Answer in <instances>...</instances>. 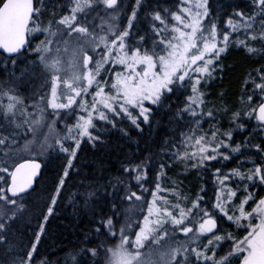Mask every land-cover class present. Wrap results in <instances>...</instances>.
Returning <instances> with one entry per match:
<instances>
[{"label":"snow or ice","instance_id":"snow-or-ice-1","mask_svg":"<svg viewBox=\"0 0 264 264\" xmlns=\"http://www.w3.org/2000/svg\"><path fill=\"white\" fill-rule=\"evenodd\" d=\"M148 2L135 0L121 26L123 0H0V264H264V136L253 142L264 133V68L249 73L245 84L253 87L241 97L242 109H219L231 111L227 129L201 87L233 43L249 56H264V0L233 6L227 30L206 19L208 0H180L178 11L147 10ZM142 10L143 34L133 31ZM233 33L244 38L233 41ZM164 115L167 125H189L179 141L165 137L157 151L138 147L118 159L114 171L99 164L85 172L82 187L69 194L87 217L78 246L55 260L42 253L45 224L70 170L80 173L74 161L82 144L96 148L114 130L139 145L130 129L143 135ZM248 127L237 142L233 132ZM52 152L63 153L67 164L34 240L18 243L12 224L35 191L37 157ZM174 164L205 181L195 198L178 178L164 186Z\"/></svg>","mask_w":264,"mask_h":264},{"label":"trees","instance_id":"trees-1","mask_svg":"<svg viewBox=\"0 0 264 264\" xmlns=\"http://www.w3.org/2000/svg\"><path fill=\"white\" fill-rule=\"evenodd\" d=\"M134 3L135 0H123L126 12L123 14L125 17L120 21L121 26L127 25V15L130 14ZM179 3L180 0H149L145 7L147 10H150L159 5L161 10L167 7L178 11ZM248 4L249 0H208L209 17L206 19H217L218 26L222 30H227L226 21L233 12V6L243 9ZM139 17V20L134 22L135 28L133 31L139 30L143 34L144 29L147 27V22L144 19L145 10L140 12ZM48 18H50V14L45 12L44 19L47 20ZM238 35L240 38H244L243 33H233V41ZM249 43L260 44L259 41H250ZM217 63L218 67L213 74L214 78L201 87L206 93L207 106L212 107L217 112L220 127L227 129L230 126L229 116L231 115V111L243 108L241 97L243 96L246 100L253 87L251 83L245 84L249 73L255 74L257 68H264V56H260L259 58L249 56L243 48L237 47L233 43L222 54ZM41 83V80H37L35 87L38 88ZM33 90L35 89L30 88L28 92L30 93ZM173 99L175 101V97ZM183 99V97H180V100L175 102H182ZM224 105L228 106L231 110L227 114L219 111ZM159 118L163 123L159 127H153L151 131L145 126L143 135L137 133L134 127L130 129V135L134 139L139 138V145L130 143L119 132L114 130L107 133L105 143L98 145L96 148H93L88 143L82 144L81 150L78 152V159L74 161L76 167L80 169V173L78 175L74 169L70 170V177L68 178L63 195L58 199L57 204L54 206L53 214L49 216L45 224V232L39 245L42 253H50L49 258L55 260L57 255L63 257L67 251L78 246L87 224V217L83 214L82 210L78 212L73 204L69 202V194L78 187H82L80 179L85 172L92 173L99 164L110 165L114 171L117 160L122 159L129 152H135L138 147L143 149L145 146H148L152 151H157L165 137L179 141L180 131H187L189 127L184 122L167 125L168 117L166 115ZM190 119L186 117V120ZM201 123L203 129L207 130L209 128L207 118ZM123 124L128 125L129 122L125 119ZM232 127L235 128V125H232ZM172 128L177 129V131H172ZM251 131V127H248L244 132L237 129L233 132L234 139L239 142ZM262 136H264L263 133H257L253 136V142H259ZM37 161L43 164L42 175L35 186V191H32L25 198L27 210L12 224V236L18 243H27L34 240L33 233L39 230L38 224L43 222V214H47V206L51 203L50 195L54 190V182L57 176L62 174L63 167L67 164L66 156L59 152H52L43 158L38 157ZM235 163V161L229 162L227 167L231 168L235 166ZM210 176V172L206 173V177H208L206 186L209 194H211L212 189ZM168 178H178L182 181L183 189L191 194V198H195L201 185L205 183V181L201 180L197 170L188 172L187 175L181 174V165L179 164H174L171 168L167 169V176L163 181L165 187L172 186ZM152 179H155L154 175ZM146 195L150 199V194ZM164 195L167 194L164 193ZM261 195H264V193H261Z\"/></svg>","mask_w":264,"mask_h":264},{"label":"rangeland","instance_id":"rangeland-1","mask_svg":"<svg viewBox=\"0 0 264 264\" xmlns=\"http://www.w3.org/2000/svg\"><path fill=\"white\" fill-rule=\"evenodd\" d=\"M124 17H125V15L122 14L121 19L124 18ZM121 19H120V21H121ZM97 23H99V21H97ZM173 23H175V22L173 21ZM36 42H37L36 40L33 41V47L35 46V43H36ZM47 89H48V91L50 92V83L47 85ZM86 99L88 100L89 103H91L92 97H91L90 95L87 96ZM73 119H74V118H73ZM252 123H254V121H253ZM43 131H47V129H44ZM263 134H264V133H263ZM41 138H42V136H41ZM45 156H47V155L39 156V158H43V157H45ZM37 158H38V157H37Z\"/></svg>","mask_w":264,"mask_h":264},{"label":"water","instance_id":"water-1","mask_svg":"<svg viewBox=\"0 0 264 264\" xmlns=\"http://www.w3.org/2000/svg\"><path fill=\"white\" fill-rule=\"evenodd\" d=\"M38 162H40V161H38ZM40 163H41V162H40ZM42 171H43V164L41 163V174L36 178V181L34 182V185H33L34 188H35L37 182L40 180V177H41V175H42ZM31 192H32V191L30 190V193H31Z\"/></svg>","mask_w":264,"mask_h":264}]
</instances>
